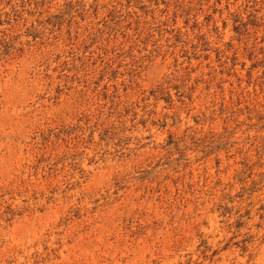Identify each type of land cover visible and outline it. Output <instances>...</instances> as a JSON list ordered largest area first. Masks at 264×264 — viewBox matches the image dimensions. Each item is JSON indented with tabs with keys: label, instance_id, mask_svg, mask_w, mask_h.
<instances>
[{
	"label": "rangeland",
	"instance_id": "rangeland-1",
	"mask_svg": "<svg viewBox=\"0 0 264 264\" xmlns=\"http://www.w3.org/2000/svg\"><path fill=\"white\" fill-rule=\"evenodd\" d=\"M0 264H264V0H0Z\"/></svg>",
	"mask_w": 264,
	"mask_h": 264
}]
</instances>
